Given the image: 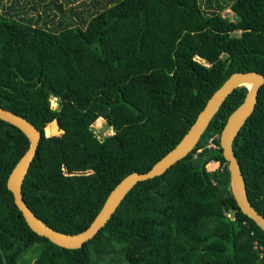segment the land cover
Instances as JSON below:
<instances>
[{"label": "trees", "instance_id": "16d2710c", "mask_svg": "<svg viewBox=\"0 0 264 264\" xmlns=\"http://www.w3.org/2000/svg\"><path fill=\"white\" fill-rule=\"evenodd\" d=\"M236 70L264 78V0H0V106L42 132L23 201L56 231L83 230L118 180L148 171ZM245 92L235 88L192 151L136 182L75 249L36 235L15 207L5 182L29 140L0 119V264L264 262L254 250L264 232L236 204L219 144ZM98 119L110 134L98 135ZM246 120L233 147L264 216V81ZM213 135L217 149L206 146Z\"/></svg>", "mask_w": 264, "mask_h": 264}, {"label": "water", "instance_id": "95a60500", "mask_svg": "<svg viewBox=\"0 0 264 264\" xmlns=\"http://www.w3.org/2000/svg\"><path fill=\"white\" fill-rule=\"evenodd\" d=\"M264 78L255 70H236L228 76L208 97L201 110L197 113L194 121L179 138V141L168 150L162 157L154 162L153 166L146 172H130L120 178L105 197L101 207L83 230L76 233H65L56 231L42 219H39L25 204L21 195V184L26 176L31 161L35 155L38 140L42 132L24 117L0 106V119L17 127L26 134L29 144L27 149L19 157L15 166L6 178V189L11 193L12 201L20 212L27 227L38 236L51 240L56 245L67 249H75L87 240L91 239L97 231L106 223L113 213L123 195L132 186L146 179L159 176L172 164L184 157L197 145V141L207 127L212 115L217 111L226 97L237 87L246 88L243 100L238 108H235L229 116L223 130L219 135V144L223 149V155L228 163L230 174L229 187L233 198L243 214L249 217L264 232V216L259 213L250 203L245 184L243 170L234 151V140L246 119L255 108L259 89Z\"/></svg>", "mask_w": 264, "mask_h": 264}, {"label": "built area", "instance_id": "2783aa9c", "mask_svg": "<svg viewBox=\"0 0 264 264\" xmlns=\"http://www.w3.org/2000/svg\"><path fill=\"white\" fill-rule=\"evenodd\" d=\"M217 135H213L207 139L206 146L209 148L217 149L219 146L215 143V139H217ZM231 217L233 215H230ZM245 223V222H243ZM252 232V231H251ZM252 234V233H251ZM254 250L256 251L258 258L260 261L264 260V244L259 242L258 240H254ZM259 264H264V262L259 263Z\"/></svg>", "mask_w": 264, "mask_h": 264}, {"label": "rangeland", "instance_id": "374dc122", "mask_svg": "<svg viewBox=\"0 0 264 264\" xmlns=\"http://www.w3.org/2000/svg\"><path fill=\"white\" fill-rule=\"evenodd\" d=\"M225 16H228V13H225ZM53 100H51V104L53 106ZM56 104V102H55ZM93 128L94 130L98 133L99 136H102V135H107V134H110L111 133V130L110 128H108L105 123H104V120L103 119H98L96 120L94 123H93ZM47 132H55L57 131L56 129L53 130V129H47L46 130ZM213 168H215V164H208V169L212 170Z\"/></svg>", "mask_w": 264, "mask_h": 264}, {"label": "clouds", "instance_id": "9594fccd", "mask_svg": "<svg viewBox=\"0 0 264 264\" xmlns=\"http://www.w3.org/2000/svg\"><path fill=\"white\" fill-rule=\"evenodd\" d=\"M196 59H199L198 57ZM56 107L55 100H53V108Z\"/></svg>", "mask_w": 264, "mask_h": 264}]
</instances>
